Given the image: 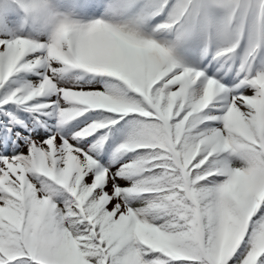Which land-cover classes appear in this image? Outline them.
Segmentation results:
<instances>
[{
	"label": "snow or ice",
	"instance_id": "obj_1",
	"mask_svg": "<svg viewBox=\"0 0 264 264\" xmlns=\"http://www.w3.org/2000/svg\"><path fill=\"white\" fill-rule=\"evenodd\" d=\"M0 264H264V0H0Z\"/></svg>",
	"mask_w": 264,
	"mask_h": 264
}]
</instances>
